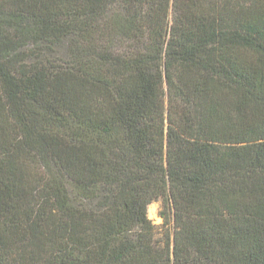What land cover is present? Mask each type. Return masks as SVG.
Here are the masks:
<instances>
[{"label":"trees","instance_id":"trees-1","mask_svg":"<svg viewBox=\"0 0 264 264\" xmlns=\"http://www.w3.org/2000/svg\"><path fill=\"white\" fill-rule=\"evenodd\" d=\"M0 264H264V0H0Z\"/></svg>","mask_w":264,"mask_h":264},{"label":"rangeland","instance_id":"rangeland-1","mask_svg":"<svg viewBox=\"0 0 264 264\" xmlns=\"http://www.w3.org/2000/svg\"><path fill=\"white\" fill-rule=\"evenodd\" d=\"M162 210H163V204L161 201L156 202L149 207L148 210L149 218L153 221V223L156 226H162L164 223V220L161 217Z\"/></svg>","mask_w":264,"mask_h":264}]
</instances>
